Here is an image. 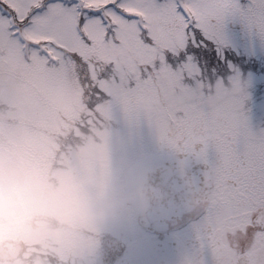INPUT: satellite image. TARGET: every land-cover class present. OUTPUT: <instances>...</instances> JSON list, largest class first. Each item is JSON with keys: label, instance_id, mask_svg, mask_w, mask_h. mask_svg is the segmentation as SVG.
Instances as JSON below:
<instances>
[{"label": "snow or ice", "instance_id": "6c2138e0", "mask_svg": "<svg viewBox=\"0 0 264 264\" xmlns=\"http://www.w3.org/2000/svg\"><path fill=\"white\" fill-rule=\"evenodd\" d=\"M264 0H0V157L71 122L147 126L195 244L181 264H264ZM105 229L65 264H102Z\"/></svg>", "mask_w": 264, "mask_h": 264}, {"label": "flooded vegetation", "instance_id": "af4514ba", "mask_svg": "<svg viewBox=\"0 0 264 264\" xmlns=\"http://www.w3.org/2000/svg\"><path fill=\"white\" fill-rule=\"evenodd\" d=\"M160 154L157 161L149 162L144 168H140L134 183L138 190L136 203L131 201L132 211L124 210L126 214L131 212V217L137 216L138 220L141 219L144 222L143 227L109 226L112 235L110 239L113 241L111 244L117 247L112 253L115 264H181L184 256L195 244V234L191 231L186 213L179 218L161 222L150 220L147 216L156 195L163 197L171 178L178 175L170 150L163 147ZM20 214L17 226H0V260L4 263H34L35 248L29 244L25 245L24 211ZM62 215L70 216V211L65 210ZM154 235L159 238L153 239ZM26 239L31 240L33 237ZM68 240L67 232L53 240V246L60 248L52 259L54 264H65L71 257ZM84 241L88 242V237H85Z\"/></svg>", "mask_w": 264, "mask_h": 264}, {"label": "rangeland", "instance_id": "374dc122", "mask_svg": "<svg viewBox=\"0 0 264 264\" xmlns=\"http://www.w3.org/2000/svg\"><path fill=\"white\" fill-rule=\"evenodd\" d=\"M122 123L123 122H120L121 125ZM72 127L76 128L75 125H72ZM128 139L132 140L136 146L134 150L136 154L134 157L143 156L144 153L151 152L150 149L153 148L163 149V146L157 141L154 132L148 129L147 126H129L123 123L121 129L118 127L117 131L112 133L110 140H102L103 142L99 143L102 146H98L100 148L98 152L102 153V156L96 153L94 147H91L95 146L94 144H90L88 152L86 148L79 151L81 154L88 153V163L84 168L88 172V177L84 182L86 185L81 192L82 195L80 198L75 197L73 199L69 209L72 211L74 219L78 218L80 223L87 222L85 223L86 226H93L97 216L100 215L101 212L106 214L110 208H113V205H117L113 209L116 216L118 215L117 213L123 210H127V212L130 210L132 211L131 206H127V201L131 200L132 196L133 204H135L137 197H134L131 185L124 181L126 178V171L129 169L127 166L128 163H125L127 159H124L120 154V149H122L120 147L124 149V145H122L123 141H127ZM26 148L27 147L21 148L16 158L13 160H6L0 157V163H11L16 169L21 168L19 165L20 162L25 163L29 167L32 166L33 162L31 158L25 153ZM106 151H109L111 154H107ZM115 155L117 158H114ZM23 157L25 160H23ZM79 160H81V158ZM0 176H3L9 184V186L6 187L7 189L2 185L5 190L0 188V198L2 193L7 197L18 195L19 189H21L24 194L21 203L24 204L25 210L33 211L35 209L36 211L49 215L52 214L54 208L56 211H59L58 205L54 203L51 195L48 193L43 194L42 198H40L42 192H45L41 186L34 185L24 189V187L21 186L22 180L20 176L19 178L16 177L17 175L15 173L10 178L3 172L0 173ZM17 204L18 203L13 200L11 202H0V211L4 213H11L10 211H13L14 215L18 214V210L14 209ZM130 213L128 214L130 215ZM117 217L121 218L118 219L121 221L119 222L120 225L128 226L134 223L133 219L128 215H126V218L120 214ZM73 223V227L79 225L78 222L73 221ZM46 229L47 228L40 224L37 229L30 228L27 231L30 233L34 232V236H38L41 233L40 236H47L48 231H46ZM158 238V235H154L153 237V239Z\"/></svg>", "mask_w": 264, "mask_h": 264}, {"label": "water", "instance_id": "95a60500", "mask_svg": "<svg viewBox=\"0 0 264 264\" xmlns=\"http://www.w3.org/2000/svg\"><path fill=\"white\" fill-rule=\"evenodd\" d=\"M163 209H164V208L162 207V202H161L159 205H156V207H155L154 210H156L158 214H163V213H164ZM174 210H175V209H173V210H168V213H169V212H172V211H174Z\"/></svg>", "mask_w": 264, "mask_h": 264}, {"label": "trees", "instance_id": "16d2710c", "mask_svg": "<svg viewBox=\"0 0 264 264\" xmlns=\"http://www.w3.org/2000/svg\"><path fill=\"white\" fill-rule=\"evenodd\" d=\"M60 128H61V130H67V129H68V127L65 126L64 124H63ZM61 138H62V135H58V136L56 137V139H57L58 142H60L59 139H61Z\"/></svg>", "mask_w": 264, "mask_h": 264}]
</instances>
